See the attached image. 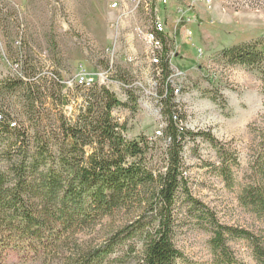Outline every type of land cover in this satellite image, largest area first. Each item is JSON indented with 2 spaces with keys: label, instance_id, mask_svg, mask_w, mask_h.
Here are the masks:
<instances>
[{
  "label": "rangeland",
  "instance_id": "rangeland-1",
  "mask_svg": "<svg viewBox=\"0 0 264 264\" xmlns=\"http://www.w3.org/2000/svg\"><path fill=\"white\" fill-rule=\"evenodd\" d=\"M160 1L154 4L165 26L164 50L171 53L168 67L182 81V93L174 103L188 130L207 132L215 141L196 137L185 142L184 176L191 195L220 223L248 230L264 241V223L238 200L257 166L264 168V62L256 69L230 65L220 56L222 50L239 44H258L264 53V0H171L166 6ZM141 14L132 0H0V82L28 81L31 74L40 77L42 103L35 108L40 132H46V108L60 109L58 101L50 106L49 99L46 104V77L58 74L66 85L61 92L69 101L62 109L66 118H75L82 106L86 91L74 88L82 72L122 102L127 101L129 87L137 112L118 108L112 114L125 126L127 139L139 135L155 139V132L162 133L165 126L161 75L150 65L148 44L137 31L147 25ZM0 109L16 122V130L27 129L33 137L22 91L1 92ZM14 141L0 143V169L6 167L4 154ZM167 144L157 142L156 147ZM175 215V243L184 256L176 264H215L212 233L196 225L183 197ZM84 232L85 238L92 237ZM227 244L238 264H256L249 243L238 239ZM70 249L32 256L10 248L0 253V264H63Z\"/></svg>",
  "mask_w": 264,
  "mask_h": 264
},
{
  "label": "trees",
  "instance_id": "trees-1",
  "mask_svg": "<svg viewBox=\"0 0 264 264\" xmlns=\"http://www.w3.org/2000/svg\"><path fill=\"white\" fill-rule=\"evenodd\" d=\"M220 56L230 65L256 69L264 62L255 43L232 46ZM160 67L165 126L155 139H127L125 126L115 120L114 109L137 112L129 87L127 101L122 102L95 82L87 88L74 82L77 91L86 92L77 116L66 118L62 109L69 101L61 94L66 85L58 74L46 77V104L49 99L50 106L58 101L60 109L46 108V132H40L35 110L42 103L40 77L31 74L28 81L0 82V94L22 91L24 114L34 126L33 137L27 129L16 130V122L0 109V143L15 140L4 154L6 167L0 169V253L11 248L37 256L70 246L63 264H176L184 258L175 243V210L183 197L196 225L212 233L215 264H238L227 244L238 239L249 243L256 264H264V241L248 230L220 223L191 195L184 176L185 142L196 137L215 141L207 132L185 127L168 82L165 56ZM157 142L168 144L158 148ZM226 169L224 177L229 175ZM256 171L238 200L264 223V168L258 165ZM87 230L89 239L84 237Z\"/></svg>",
  "mask_w": 264,
  "mask_h": 264
},
{
  "label": "built area",
  "instance_id": "built-area-1",
  "mask_svg": "<svg viewBox=\"0 0 264 264\" xmlns=\"http://www.w3.org/2000/svg\"><path fill=\"white\" fill-rule=\"evenodd\" d=\"M171 0H161L160 3L162 6H166L169 4ZM132 4L134 5V9L136 12L142 13L141 15L144 17V22L147 24L146 26L137 27V31L139 35L142 37L143 41L148 44V51L147 56L150 58V65L155 67L159 74L161 75V67L160 62L163 56H165L167 59L170 58V52H166L164 50V35H165V26L164 22H162L159 17L157 16L156 6L154 4V0H132ZM116 4H114V7ZM140 9V10H139ZM180 12V10H178ZM186 23L191 22L190 16H187L185 19ZM190 34L187 35L189 37ZM16 45H19L20 42L16 41ZM168 66H169V60H168ZM180 74L176 73L173 74L170 72V75L168 77V82L173 90V95L177 98L182 93V81ZM77 85L83 86V87H90L94 80L92 77L84 74L83 72L80 73L76 80ZM175 119V117H174ZM161 136V131L157 130L155 132V136Z\"/></svg>",
  "mask_w": 264,
  "mask_h": 264
}]
</instances>
